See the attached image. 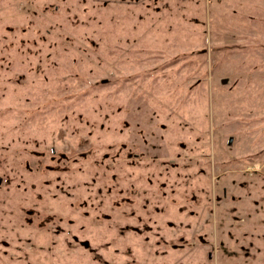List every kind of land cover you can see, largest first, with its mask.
Segmentation results:
<instances>
[{
  "label": "rangeland",
  "instance_id": "rangeland-1",
  "mask_svg": "<svg viewBox=\"0 0 264 264\" xmlns=\"http://www.w3.org/2000/svg\"><path fill=\"white\" fill-rule=\"evenodd\" d=\"M0 264H264V0H0Z\"/></svg>",
  "mask_w": 264,
  "mask_h": 264
},
{
  "label": "water",
  "instance_id": "water-1",
  "mask_svg": "<svg viewBox=\"0 0 264 264\" xmlns=\"http://www.w3.org/2000/svg\"><path fill=\"white\" fill-rule=\"evenodd\" d=\"M104 82H106V80H102V83H104ZM222 83H226V79H223L222 80ZM229 144L231 143V139H229V142H228Z\"/></svg>",
  "mask_w": 264,
  "mask_h": 264
},
{
  "label": "flooded vegetation",
  "instance_id": "flooded-vegetation-1",
  "mask_svg": "<svg viewBox=\"0 0 264 264\" xmlns=\"http://www.w3.org/2000/svg\"><path fill=\"white\" fill-rule=\"evenodd\" d=\"M256 165H258L257 163H256ZM251 169V168H250Z\"/></svg>",
  "mask_w": 264,
  "mask_h": 264
}]
</instances>
